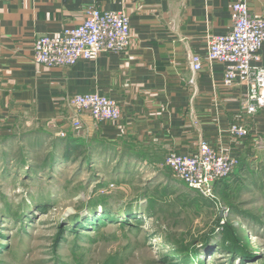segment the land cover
<instances>
[{
  "label": "crops",
  "instance_id": "0c3cea01",
  "mask_svg": "<svg viewBox=\"0 0 264 264\" xmlns=\"http://www.w3.org/2000/svg\"><path fill=\"white\" fill-rule=\"evenodd\" d=\"M236 1L0 0V143L2 138V143L6 138L17 143L16 124L22 119L35 132L64 138L57 134L73 130L68 121L58 120L75 116L69 100L98 94L120 104L122 119L97 124L85 114L82 137L103 145L102 155L113 163L123 161L158 175L170 151L194 154L201 140L242 158L250 147L233 139L229 130L242 112L246 89H226L224 65L206 61L207 37L232 29ZM245 1L264 17V0ZM91 8L129 17L133 45L125 54H103L67 69L34 61L39 37L80 25ZM193 54L204 63L196 74L190 65ZM255 65L264 67V46ZM55 120V128H48ZM243 122L264 137V110ZM33 139L39 136L28 141Z\"/></svg>",
  "mask_w": 264,
  "mask_h": 264
},
{
  "label": "rangeland",
  "instance_id": "374dc122",
  "mask_svg": "<svg viewBox=\"0 0 264 264\" xmlns=\"http://www.w3.org/2000/svg\"><path fill=\"white\" fill-rule=\"evenodd\" d=\"M16 126L17 143L0 149V245L9 248L0 264H180L176 258L196 247L198 264H264V151L257 152L255 174L247 175L232 211L214 194L206 197L176 180L164 165L154 175L94 157L82 169L55 162L51 171V144L59 137L50 135L44 146L37 139L20 144L36 129L23 119ZM4 155L12 160L8 168ZM105 205L113 224L81 239L72 232L58 237L71 218L93 208L104 214ZM129 211L142 212V222L121 225ZM229 224L245 259L222 243V227Z\"/></svg>",
  "mask_w": 264,
  "mask_h": 264
},
{
  "label": "built area",
  "instance_id": "2783aa9c",
  "mask_svg": "<svg viewBox=\"0 0 264 264\" xmlns=\"http://www.w3.org/2000/svg\"><path fill=\"white\" fill-rule=\"evenodd\" d=\"M132 45L130 19L126 14L91 8L80 25L65 28L59 35L39 37L34 43V61L49 69H67L82 60H96L103 54H125ZM263 46L264 17L253 12L245 0L232 5V29L227 34L207 37L206 61L224 65L223 86L229 90L246 89L242 112L229 130L237 141H246L251 134L243 118L252 119L264 110V67L255 65L261 62ZM190 65L194 74L200 72L204 67L203 58L193 54ZM68 103L74 108L75 116L57 120L68 121L78 137L83 136L81 118L85 114L97 124L119 122L123 116L118 102L98 94L74 96ZM57 120L47 127L55 128ZM57 135L66 136L61 131ZM254 135V149L264 151V137ZM238 165V158L206 140L200 141L194 154L170 151L165 159V166L176 180L206 197L214 194V187L209 184L228 178Z\"/></svg>",
  "mask_w": 264,
  "mask_h": 264
},
{
  "label": "trees",
  "instance_id": "16d2710c",
  "mask_svg": "<svg viewBox=\"0 0 264 264\" xmlns=\"http://www.w3.org/2000/svg\"><path fill=\"white\" fill-rule=\"evenodd\" d=\"M36 135H39V140L41 138L44 139L45 137L47 138L50 137L45 132L32 131L31 133L26 134L22 138L20 144L26 142L25 140L36 138ZM254 138L255 135L254 133L251 132V134L246 139V141H244L246 143V146L250 147V150H248L246 155H243L242 158L238 159L239 165L234 170V172L228 178L217 181L213 188L214 195L217 196L218 199L224 204H228V206L231 207L232 211L234 210L237 211L234 199L237 197V195L241 193L243 185L247 179V175L253 176L255 174V171L253 170V165L257 161L256 158L257 154L255 151L254 152L252 151V148H254L253 147ZM12 140L13 138H6L4 139L5 143H2L3 141L2 138V141L0 143V149L6 148L7 146L12 147L14 145L13 142L10 143V141ZM40 143L41 146H44L46 141L43 142L41 141ZM51 145H52V152L49 154V158L52 163V165L50 166L51 171L54 170L55 167H57L56 165H59V167H61L66 164H68L69 166H75L79 164L80 165L79 169H82L84 163L92 164L95 159L94 157H96L97 160L105 158V155H102L103 151H105V150L102 151L103 145L98 144L97 146L95 141H90L84 137H78L75 135L74 132H67V136L64 138H54V142ZM108 160L113 162L111 158L106 159V161ZM11 161L12 160H10L8 157L6 158L7 168ZM55 162H58V164L55 165L54 164ZM117 163L121 164L123 163V161L121 162L118 161ZM103 207H104V214H100V215L95 214L96 208H93L95 209L93 210L94 212L89 213L88 216L86 217L78 216L71 218L70 226H67V228L62 227V230H60L59 232L60 236L58 237L61 239L63 237V234L66 235L69 232H72L76 239H81L83 236H88L91 235L92 233L98 232V230L103 229V227L109 223L113 224L115 217L113 216L108 206L105 205ZM143 212L145 213V211ZM143 217L144 216L142 212H139L138 214V212L129 211L124 218L125 221L124 220L120 221V224L122 225L124 223L126 225L132 226L133 224H129V222H131L137 225L140 222H142L141 220ZM22 218L27 220L26 216L24 217L22 215ZM231 225L232 224L222 227L223 232L220 234L222 236V243L225 249L229 251V253H231L233 256H237V254L245 253V248L241 245V242H239L238 236L234 231L235 229ZM72 227H74V229ZM133 227L136 226L134 225ZM0 235H4V234H0ZM206 243H207V239L203 241L204 246H206ZM5 249L7 250L9 248L0 245V253H2V255L5 252L4 251ZM199 251L200 249L196 247L190 251L191 252L190 255L188 254V256L185 255L184 257H178L176 258L175 262H178L180 264H198ZM245 255L246 254L242 255L243 258L244 257L246 258Z\"/></svg>",
  "mask_w": 264,
  "mask_h": 264
},
{
  "label": "water",
  "instance_id": "95a60500",
  "mask_svg": "<svg viewBox=\"0 0 264 264\" xmlns=\"http://www.w3.org/2000/svg\"><path fill=\"white\" fill-rule=\"evenodd\" d=\"M215 184H216L215 182H212V183L209 184V186L214 187ZM205 189H206V187H205Z\"/></svg>",
  "mask_w": 264,
  "mask_h": 264
}]
</instances>
